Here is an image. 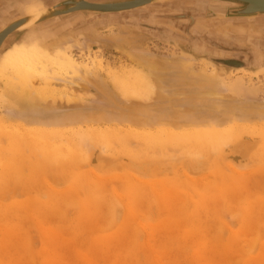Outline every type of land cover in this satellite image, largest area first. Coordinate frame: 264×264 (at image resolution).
I'll return each mask as SVG.
<instances>
[{
    "label": "rangeland",
    "instance_id": "rangeland-1",
    "mask_svg": "<svg viewBox=\"0 0 264 264\" xmlns=\"http://www.w3.org/2000/svg\"><path fill=\"white\" fill-rule=\"evenodd\" d=\"M16 1L0 0V20L15 12ZM63 1L44 0L37 8L62 9ZM235 5L160 0L115 16L64 20L60 33L41 29L22 43L63 64L60 76L68 82L53 80L52 92L38 82L26 94L6 89L0 99L5 153L11 143L6 130L44 131L53 138L42 140L44 156L36 147L27 154L28 141L22 143L25 156L46 170L29 177L26 160L24 179L0 185V264H252L258 258L256 264H264V15L211 11ZM12 44L0 47V59L19 43ZM67 52L86 69L66 64ZM230 129L238 137L215 141V149L192 139L168 143L161 137L155 145L143 139ZM246 212L261 221L257 230Z\"/></svg>",
    "mask_w": 264,
    "mask_h": 264
},
{
    "label": "bare ground",
    "instance_id": "bare-ground-1",
    "mask_svg": "<svg viewBox=\"0 0 264 264\" xmlns=\"http://www.w3.org/2000/svg\"><path fill=\"white\" fill-rule=\"evenodd\" d=\"M34 5V3L32 4H30V6H27V7H25V8H32V9H36L35 8V6H33ZM41 8H43V9H46L45 7H41ZM38 9H40V8H38ZM38 9H36V10H32V12L34 11H37ZM31 11H29V13H32ZM45 31V30H44ZM22 41V40H21ZM33 41V40H32ZM29 42V41H28ZM22 44V43H21ZM25 44V43H24ZM35 46H37V44H34ZM33 45V46H34ZM32 46V47H33ZM26 47V46H25ZM39 47V46H38ZM35 52V53H34ZM101 54V53H100ZM99 53L97 54H95L94 56H95V58L96 57H98V56H101ZM90 56H91V54L90 53H87L86 54V56H85V59H86V61H89L88 59H90ZM63 57L65 58V62H66V64H68V65H70V66H76V67H82L84 70L86 69V67H85V65L84 64H82L83 62H81V60L79 61L78 59H76L74 56H73V54H72V52H67V53H65V54H63ZM1 60V67H0V83H2L3 84V88L2 89H0V99H2L3 101L5 100V93H6V89H9V92L11 91V95H17V92H16V90L18 89V90H20L21 92H23V94H26L27 92H28V90H29V88L30 87H32L35 83H40L41 84V88H42V85L44 84V88H48V90H47V92H52L54 89V84L52 85V81L53 80H59V81H62V83L63 84H65V83H67L68 82V80L67 79H65L64 78V76L62 77V76H60L61 74V72L62 71H60V70H66V67L63 65V64H61L60 62H58L57 64L56 63H54V62H49L47 59H44V58H42L40 55H39V52L38 53H36V51H34V49H32V50H26L25 48H23V46L21 45V46H18V45H15V46H13L12 48H10V49H8L4 54H3V57H2V59H0ZM102 60H100V62H101ZM93 63H95V61L94 60H91V64H93ZM204 64V66H206L207 68H209L211 71H212V67H209V65H207V64H205V63H203ZM49 66H52L53 68H52V71H49ZM67 66V65H66ZM70 68V67H69ZM55 74H57V75H55ZM57 76V77H56ZM153 76V75H152ZM38 80H42V81H38ZM147 81V80H146ZM146 81H144V83L146 82ZM161 81V80H160ZM65 82V83H64ZM148 82L152 85V82L151 81H149L148 80ZM46 83V84H45ZM143 83V84H144ZM227 86H228V88H230V89H232V90H235V89H238V84H232V83H228L227 84ZM1 87V86H0ZM60 87V86H59ZM121 87H123L122 85H121ZM125 90H127V91H129L130 89H128V85H125ZM153 87V86H152ZM61 88H63V89H65V85L63 86V87H61ZM17 90V91H18ZM43 92V91H42ZM19 96V95H18ZM1 121V120H0ZM0 124H1V122H0ZM1 126V125H0ZM4 130V129H3ZM7 131V133H8V135H7V133H6V135H5V133H4V135L5 136H7V137H9V138H11V143H9V145H10V147H9V145H8V147H6V149H9V150H7V151H9L10 152V155H9V157L5 160V161H2V160H4L3 158H2V156L3 155H5V156H7V153H9V152H7L6 151V153H5V150H2L1 148H0V151H4L3 153H5V154H3L1 157H0V185L3 183L4 184V182H6L7 181V183H8V181H13V180H15V179H19V181H21L20 179L22 178V179H24V176L22 175L23 173V165H24V162L25 163H28L29 162V164H27L26 166H27V168L28 169H32L33 171L31 172V174H30V176L29 177H31V175H36V173H37V170L39 169V168H43L44 167V170H46V165H44V164H46V163H48V162H46L47 161V159L49 158V157H52L53 155H50V156H45V158H44V161H45V163H43V165L44 166H41L42 165V159H43V157H42V159H41V161H39V162H41V163H37V164H35L34 162L36 161V160H31V158H34V156L32 157V155L31 154H29L28 156H30L31 155V157H30V159H29V157H27V156H25V152H24V150L22 149V147L24 146V148L26 147L25 146V143L22 145V143L23 142H27L28 141V143L26 144L28 147V149H26V151H27V154L29 153V150H30V153L31 152H33V150H31L32 149V147H36L37 149L38 148H40L41 149V151H42V153H43V156H44V154H47V150H46V143L45 142H43V141H45V140H43V139H47V138H49L50 136H51V139H53L52 138V135L51 134H45L44 133V131L43 132H41L40 131V133H38V132H36V131H32V130H23V129H21V130H19V129H17V131H9V130H6ZM255 131V130H254ZM257 131V130H256ZM250 132H253V130L252 131H250ZM259 133H260V131H259ZM172 134H174V135H172ZM252 134V133H251ZM257 134V133H256ZM161 137H165V138H170L169 139V141L168 140H165V141H168V143L169 142H171L172 141V138H174L173 140L175 141V139H177V140H181L180 142H182L183 143V141L186 139H188V142L190 141L189 139H192L193 140V142L196 144L197 142H200V145L203 143V148H205L206 146H207V142H210V143H214L215 141L216 142H221L222 144L223 143H225L226 141H225V139H229V138H234V137H238V134H237V131L235 130V129H230V130H227V131H224V132H217L216 133V131H209V132H203V131H199V132H191V133H189V134H187V133H184V132H182V133H160V134H156V135H146V136H144L143 137V139H145V140H149V142H147L149 145H150V143H153L154 141H157V140H159ZM103 139H108L109 140V138L108 137H102ZM183 139V140H182ZM7 140H9V139H7ZM43 140V141H42ZM151 140V141H150ZM176 140V141H177ZM197 141V142H195V141ZM223 140H224V142H223ZM37 141V142H36ZM71 141V140H70ZM70 141H69V144H70ZM109 141H111V140H109ZM153 141V142H152ZM163 141V140H162ZM165 141H163V143L161 142L160 144H167V142H165ZM213 141V142H212ZM229 141V140H228ZM232 141V140H231ZM9 142H10V140H9ZM58 142V141H57ZM103 142V141H102ZM105 142H107V141H105ZM145 142V141H144ZM188 142H187V144H188ZM190 142H192V141H190ZM202 142V143H201ZM40 143V145H41V147H40V145H38ZM146 143V144H147ZM155 143V142H154ZM153 143V144H154ZM157 144H159V141L158 142H156ZM155 143V144H156ZM179 143V141H177V144ZM206 144V146H205V144ZM209 143V145H210V147H212L211 145L212 144H210ZM221 143H219L220 145H221ZM8 144V143H7ZM30 146H29V145ZM154 144V145H155ZM198 144V143H197ZM218 144V145H219ZM209 145H208V148H209ZM215 144H213V146H214ZM218 145H217V149H218ZM198 146H199V144H198ZM222 146V145H221ZM152 147V146H151ZM31 148V149H30ZM199 148V147H198ZM201 148V147H200ZM216 148V145L214 146V149ZM3 149H5V148H3ZM213 149V148H212ZM219 149H221V148H219ZM202 150V149H201ZM209 150V149H208ZM205 151V150H204ZM263 151V150H262ZM71 152V151H70ZM69 152V153H70ZM1 153V152H0ZM68 153V154H69ZM2 154V153H1ZM33 155H34V153H32ZM67 154V155H68ZM41 154H39V156H40ZM263 155V154H262ZM42 156V155H41ZM69 156V155H68ZM73 156V155H72ZM72 156H69V157H67V158H70V157H72ZM54 157V156H53ZM61 157V156H60ZM261 157V156H260ZM56 158V157H55ZM54 158V159H55ZM58 158V157H57ZM56 158V159H57ZM72 158H77L76 157V154H75V156L74 157H72ZM263 158V157H262ZM53 159V160H54ZM58 159H60V158H58ZM264 159V158H263ZM28 162H27V161ZM38 160V159H37ZM52 160V159H51ZM43 161V162H44ZM69 161H70V159H69ZM73 161V160H72ZM72 161H70V162H72ZM4 162V163H3ZM41 164V165H40ZM50 164V163H49ZM28 165H29V167H28ZM26 166H24L25 168H26ZM31 169L29 170V173H30V171H31ZM62 169V168H61ZM53 170V169H52ZM42 171V170H41ZM54 171V170H53ZM38 172H40V169H39V171ZM63 172H64V170H63ZM66 172V171H65ZM50 173V172H49ZM42 174V173H41ZM44 174H45V171H44ZM40 175V174H39ZM78 176V175H77ZM29 177H27L28 179H29ZM7 179V180H6ZM9 179V180H8ZM11 179V180H10ZM32 178H30V180H31ZM42 179V178H41ZM81 179V178H80ZM17 180H16V182H17ZM45 180V179H44ZM15 182V181H14ZM29 182V181H28ZM45 182V181H44ZM2 184V185H3ZM46 184H47V182H46ZM1 185V186H2ZM5 185V184H4ZM1 186H0V188H1ZM182 195V194H181ZM182 197V196H181ZM185 198V197H184ZM180 199V198H179ZM181 199H183V198H181ZM230 200V199H229ZM179 202H180V200H179ZM232 202V201H231ZM183 203V202H182ZM186 203V202H185ZM86 204V203H85ZM179 204V206H180V203H178ZM173 205V206H172ZM171 206L172 207H174V204H172ZM182 205V204H181ZM210 205V204H209ZM47 206H49V205H47ZM85 206V205H84ZM88 206V205H87ZM136 206V205H135ZM164 206V205H163ZM167 206V205H166ZM166 206H164L163 208H165V211L167 210L166 208ZM176 206H177V204H176ZM185 206H186V204H185ZM206 206H207V204H206ZM171 207V208H172ZM180 207H182V206H180ZM200 207V206H199ZM204 207V206H203ZM231 207V206H230ZM251 207H253V206H251ZM5 208V207H4ZM9 208V207H8ZM38 208V207H37ZM42 208V207H41ZM48 208V207H47ZM178 207H175L174 209H176V211H178L179 209H177ZM183 208H184V205H183ZM215 208V207H214ZM213 208V209H214ZM221 208V207H220ZM254 208V207H253ZM262 208V207H261ZM7 209V208H6ZM17 209V208H16ZM16 209H14V212L16 211ZM18 209H19V207H18ZM40 209V208H39ZM85 209V211H86V208H84ZM174 209H172V211L174 210ZM181 209V208H180ZM185 209V208H184ZM183 209V210H184ZM212 209V210H213ZM219 209V208H218ZM224 209V208H223ZM1 210V209H0ZM4 210V209H3ZM11 210H13V208L11 209ZM20 210V209H19ZM41 210V209H40ZM168 210L169 211H167V213H169L170 212V209L168 208ZM183 210L181 211V212H183ZM216 210V209H215ZM233 210V209H232ZM232 210L231 211H229V213L230 212H232ZM236 211L238 210L237 208L235 209ZM254 210H255V208H254ZM263 210V212H264V209H262ZM42 211H46V210H42ZM41 211V212H42ZM49 211V210H48ZM88 211V210H87ZM139 211V210H138ZM164 211V212H165ZM176 211L174 210V212H173V214L172 213H169V214H172V215H176V216H179V215H177L176 214ZM219 211V210H218ZM235 211V212H236ZM259 211V210H258ZM3 212V211H2ZM4 212H5V210H4ZM3 212V213H4ZM20 212V211H19ZM22 212V211H21ZM163 212V213H164ZM180 212V211H179ZM210 212H212L211 210H210ZM214 212V211H213ZM212 212V213H213ZM17 213H18V211H17ZM162 213V214H163ZM238 213V212H237ZM240 213V212H239ZM238 213V215H240ZM255 213H256V211H255ZM20 214V213H19ZM33 214V213H32ZM180 214H182L183 215V213H180ZM217 214V213H216ZM236 214V213H235ZM45 215V214H44ZM44 215H42V216H44ZM61 215V214H60ZM140 215V214H139ZM165 215V214H164ZM214 215H215V213H214ZM249 215H253V217H255L254 216V212H253V214H249V212H246V213H244V216L246 217V216H249ZM142 216V215H141ZM213 216V215H212ZM256 216H257V213H256ZM258 216H259V214H258ZM41 217V216H40ZM139 217V216H138ZM172 217V216H171ZM174 217V216H173ZM211 217V216H210ZM250 217V216H249ZM252 217V218H253ZM42 218V217H41ZM143 218V217H142ZM215 218V217H214ZM213 218V219H214ZM251 218V220H252V223H253V225H254V227L256 226V225H258L261 221H259L256 217V219L255 218H253L252 219ZM251 220H250V224L252 225V223H251ZM130 221V220H129ZM245 221H246V219H245ZM253 221H255V222H253ZM258 221H259V223H258ZM263 221V220H262ZM211 222V221H210ZM212 222H213V220H212ZM258 223V224H257ZM246 224V223H245ZM256 224V225H255ZM179 225H182L181 224V222L178 224V229L180 228L179 227ZM247 225H249L248 223H247ZM251 225H249V226H251ZM260 225V224H259ZM126 226H127V224H126ZM222 226V225H221ZM246 226V225H245ZM252 227V226H251ZM184 228H185V226H184ZM223 228V227H222ZM222 228H220V230L222 229ZM259 228V227H258ZM219 229V228H218ZM244 229V228H243ZM256 230H257V226H256ZM222 231V230H221ZM253 231V230H252ZM260 231V230H259ZM175 232H176V230H175ZM175 232L173 231V233L172 234H174L175 235ZM250 232V231H249ZM164 233V232H163ZM256 233V232H255ZM168 234H170V232L169 233H167L166 234V232H165V234H163L164 236H165V238H168L167 240H169L170 238L168 237ZM172 234H171V236H172ZM215 234V233H214ZM259 234H260V232H259ZM46 235V234H45ZM173 235V236H174ZM213 235V234H212ZM253 235V234H252ZM255 235H257V234H255ZM261 235V234H260ZM260 235H258V236H260ZM195 236V235H194ZM209 236V235H208ZM257 236V237H258ZM48 237V236H47ZM121 237V236H120ZM247 237V236H246ZM250 237H251V235H250ZM254 237V236H253ZM171 238H174V237H171ZM176 238V237H175ZM195 238V237H194ZM193 238V239H194ZM197 238V237H196ZM200 238H201V236H200ZM212 238V237H211ZM255 238H256V236H255ZM260 238V237H259ZM121 239V238H120ZM213 239V238H212ZM258 239V238H257ZM46 240H49V238L48 239H46ZM125 240H127L126 238H125ZM195 240V239H194ZM217 240V239H216ZM252 240H253V238H252ZM251 240V241H252ZM255 240V239H254ZM121 241V240H120ZM124 241V240H123ZM160 239H159V246H160ZM250 241V242H251ZM258 241V240H257ZM49 242V241H48ZM100 242V241H99ZM127 241H125V243H126ZM168 242H170V241H168ZM220 242V241H219ZM245 242H248V241H245ZM253 242H256V241H253ZM57 244L59 243V242H56ZM121 243V242H120ZM124 243V242H123ZM129 244H130V242H128ZM243 243V242H242ZM117 244V243H116ZM122 244V243H121ZM161 244H163V240H162V242H161ZM190 244H191V242H190ZM250 244V245H249ZM248 244V246H249V248H251L250 246L252 245L253 247H254V245H253V243L251 242V243H249ZM131 245V244H130ZM129 245V246H130ZM157 245V244H156ZM155 244H154V246H156ZM189 245V244H188ZM233 245V244H232ZM117 246H118V244H117ZM124 246V248H129V247H125V245H123ZM187 246V245H186ZM236 246V245H235ZM246 246V245H245ZM120 248H123L122 247V245H120L119 246ZM118 247V248H119ZM150 247V246H149ZM162 247V246H161ZM224 247V246H223ZM53 248V247H52ZM75 248H78V247H75ZM98 248V247H97ZM159 248V247H158ZM183 248H184V246H183ZM188 248V247H187ZM239 248V247H238ZM237 248V249H238ZM247 248V247H246ZM245 248V249H246ZM242 249V248H241ZM95 250V249H94ZM99 250V249H98ZM117 250V249H116ZM119 250V249H118ZM225 250V249H224ZM247 251H252V249H246ZM245 250V251H246ZM113 251H115V250H113ZM121 251H122V249H121ZM124 252L126 251V250H123ZM242 251V250H241ZM263 251V250H262ZM111 252V251H110ZM238 252V251H237ZM240 252V251H239ZM245 253V252H244ZM92 254V253H91ZM211 254V253H210ZM239 254V253H238ZM246 254V253H245ZM212 255V254H211ZM114 256V255H113ZM240 256V255H239ZM238 256V257H239ZM245 256V255H244ZM261 256V255H260ZM114 258V257H113ZM61 259V258H60ZM209 259V258H208ZM242 259H243V257H242ZM259 259V258H258ZM258 259H256V260H258ZM80 260V259H79ZM123 260V259H122ZM216 260H217V258H216ZM256 260H255V262L253 261V263L252 264H256ZM83 261V260H82ZM208 261H210V260H208ZM262 261V260H261ZM210 262H212V261H210ZM209 262V263H210ZM214 262V261H213ZM240 262V261H239ZM252 262V261H251ZM216 263L218 264V262L216 261ZM257 263H259V262H257ZM251 264V263H250Z\"/></svg>",
    "mask_w": 264,
    "mask_h": 264
},
{
    "label": "water",
    "instance_id": "water-1",
    "mask_svg": "<svg viewBox=\"0 0 264 264\" xmlns=\"http://www.w3.org/2000/svg\"><path fill=\"white\" fill-rule=\"evenodd\" d=\"M44 0H31L33 6L37 7ZM160 0H64L61 2L62 9L54 7H46V9H39L35 12L22 15L25 7H16L15 12L8 13V17H2L0 20V47L2 43L10 39V36H18L20 38L27 31L36 33L41 29L51 28L48 34L60 33L66 23L72 24L77 21L84 20L94 16H115L118 13L130 12L138 10L147 5L155 4ZM237 3L238 5L230 7L214 8L212 13L219 14L226 17H252L256 15H264V0H227ZM37 3H40L37 5ZM28 4V6H30ZM13 5V4H12ZM12 7V6H10ZM76 14V15H75ZM15 17L13 18L12 16ZM68 16H72L69 17ZM48 30V29H47ZM47 34V33H46ZM49 34V35H50ZM48 36L46 35V38ZM44 39V38H43Z\"/></svg>",
    "mask_w": 264,
    "mask_h": 264
},
{
    "label": "crops",
    "instance_id": "crops-1",
    "mask_svg": "<svg viewBox=\"0 0 264 264\" xmlns=\"http://www.w3.org/2000/svg\"><path fill=\"white\" fill-rule=\"evenodd\" d=\"M30 1H31V0H17V1H16V5L19 6L20 8H22V7H27L28 4H30ZM26 13H27V12L24 11V12H22V15H24V14H26ZM29 34H30V32L27 31V33H25V34H24L23 36H21L20 38H17L18 36H16V35L14 36V34H13V35L10 36V39L6 40V42L2 43V45L5 44V43H6L7 45H8V44L11 45L12 43H14V42L17 41L19 44H15V45H18V46H21V45H22V46H23L24 44H21V43H25V42H27V41H29V40L31 39V36H30ZM33 35H35V33H34V34L32 33V36H33ZM36 36H38V34H36L35 37H36ZM21 40H22V41H21ZM51 42H52V40H49V41H46L44 44L47 45V44H49V43H51ZM7 45H6V46H7ZM12 45H13V44H12Z\"/></svg>",
    "mask_w": 264,
    "mask_h": 264
}]
</instances>
